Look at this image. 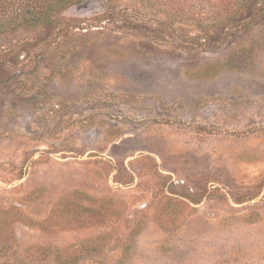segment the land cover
Wrapping results in <instances>:
<instances>
[{"label":"rangeland","instance_id":"rangeland-1","mask_svg":"<svg viewBox=\"0 0 264 264\" xmlns=\"http://www.w3.org/2000/svg\"><path fill=\"white\" fill-rule=\"evenodd\" d=\"M250 2L227 18L236 0H79L6 31L0 15V264H264Z\"/></svg>","mask_w":264,"mask_h":264},{"label":"trees","instance_id":"trees-1","mask_svg":"<svg viewBox=\"0 0 264 264\" xmlns=\"http://www.w3.org/2000/svg\"><path fill=\"white\" fill-rule=\"evenodd\" d=\"M79 0H0V15L7 18V22L1 23V30L6 31V26L12 21H19L21 23L43 22L49 19L51 11H59L69 7V2ZM225 3L226 11L231 12L232 8H227L229 3L234 4V0H219ZM248 0H236V5L233 7L232 13L227 16L231 18L238 15L237 10L243 14V10H249L252 6ZM224 10H213L210 16H218V19L225 17L228 13ZM237 12V13H236ZM234 13V14H233ZM209 16V17H210ZM12 30V29H9ZM8 30V31H9Z\"/></svg>","mask_w":264,"mask_h":264}]
</instances>
